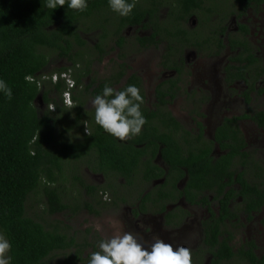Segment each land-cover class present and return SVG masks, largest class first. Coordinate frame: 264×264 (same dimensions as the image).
Masks as SVG:
<instances>
[{
	"label": "flooded vegetation",
	"instance_id": "af4514ba",
	"mask_svg": "<svg viewBox=\"0 0 264 264\" xmlns=\"http://www.w3.org/2000/svg\"><path fill=\"white\" fill-rule=\"evenodd\" d=\"M136 6L152 8L154 15L144 18L140 25L126 27L121 32L125 39L122 46L111 34L116 31L113 26L116 19L113 21V16H109L107 26L110 25L112 31L104 45L100 35L95 37L91 47L94 55L92 67L99 62L102 54H105L104 59L116 56L110 59L112 71L108 77L124 74L118 83L113 81L112 87L119 91L128 86L130 77L137 76L144 99L141 112L151 115L153 119L150 123L153 122L163 134L172 136L187 154L206 153L217 170L228 167L216 164L231 151L246 153V158L239 152L232 159L228 169L234 175L232 179L223 177L221 196L220 176L215 174V169L211 176L201 179L202 183H195L186 170L185 176H168V166L160 153L153 156L154 145L149 143L139 145L145 150L131 180L95 172L89 164H85L86 172L94 181L99 180V184L83 187L94 206L100 209L99 213L91 212L92 216L101 215L103 210L116 213L122 222V231L133 234L145 248L150 249L157 238L171 244L174 249L181 246L189 248L192 264H224L225 260H220V241L229 238V245L235 252L253 249L263 260L264 0H136ZM129 30H135L136 37L129 39ZM255 30H258L256 37ZM97 32L101 33V30ZM98 46L104 49L103 53ZM156 53L158 60L151 62L148 56ZM224 53L228 55L226 61ZM133 54L146 55L142 62L148 60V71L155 68V76H151L157 79L155 85L147 86L145 74L131 69L132 63L129 64L128 60ZM199 55L214 61L220 58V61L213 65H190L188 57ZM112 64L114 67L111 68ZM82 68L83 65L77 66L78 70ZM138 68L142 69L141 65ZM131 70L135 73H130ZM204 72L209 80H198L195 84L192 78H197V75L202 77ZM70 76L73 78L72 71ZM84 81L86 85L92 82L90 77ZM189 83L192 85L189 86ZM98 84L97 81L94 83L90 93ZM83 91L84 88L76 87L75 83L71 90L72 106L69 108L78 107L73 95L81 99ZM183 93L186 94L185 115L178 112L182 108L176 105ZM94 98L85 96L83 109L95 112L90 104ZM34 104L41 114L47 109L52 111L51 107L55 109L54 104L48 106L43 103L41 96ZM90 124L85 123L87 135L93 131ZM88 159L85 157L79 161L87 160L88 163ZM159 170L164 171V176L156 177ZM244 170L246 175L240 177ZM148 173L150 176L147 179ZM64 179L62 176V181ZM243 183L249 184L251 190ZM88 187L96 188L95 194L91 195ZM130 202L132 207L127 205ZM46 211L50 213L52 208L48 207ZM224 215L230 217L225 220L227 231L223 225L220 228ZM60 231L75 244L87 246L83 256L87 264L91 253L99 250V242L110 237L106 231L97 232L93 228L87 231L86 237L77 241L79 231L71 227L61 228ZM213 252L218 256L215 257ZM61 253L64 251L55 252ZM230 261L250 263L247 256Z\"/></svg>",
	"mask_w": 264,
	"mask_h": 264
},
{
	"label": "trees",
	"instance_id": "16d2710c",
	"mask_svg": "<svg viewBox=\"0 0 264 264\" xmlns=\"http://www.w3.org/2000/svg\"><path fill=\"white\" fill-rule=\"evenodd\" d=\"M87 3V9L81 12L69 8L67 2L64 7L48 9L45 7L47 0H0V80H4L13 93L11 100L0 93V233L11 245L8 253L10 264H46L51 255L58 251H64V264H87L83 258L86 245L75 244L74 240L61 233L58 225L51 224L48 228L45 223L28 217L26 212L29 197L37 193L47 198L49 208H52L51 214L68 209L65 194L62 195L57 184L64 166L72 162L87 157L88 164L95 172L115 174L131 180L145 150L139 145L149 143L154 145L153 156L160 153L168 166V176H185L186 170L195 183H202L201 179L211 176L215 169V174L220 176V196L223 177L232 179L234 175L228 167L240 151H231L223 157L216 165L225 164L228 167L217 170L206 153L187 154L172 136L158 130L153 122L150 123L153 119L151 115L142 112L147 123L141 133L120 141L95 123V112L83 109L85 96L102 94L105 85L112 87L113 81L118 83L124 73L93 79L88 85L84 83L86 78L91 79L94 55L82 38L85 34L82 27L100 29L99 38L104 45L110 35L107 24L111 14L113 21L116 19L113 25L116 31L111 34L122 46L125 39L121 32L126 27L140 25L144 18L154 15V9L135 5L128 17H122L110 8L108 0H87ZM102 13L107 14L104 24L93 25L91 21H94L95 15ZM98 48L104 52L103 48ZM51 52L58 60L65 61L67 67L49 74L48 70L54 63L50 59ZM104 55L99 57V62ZM78 65H83V68L78 70ZM71 71L76 87L84 88L81 99L73 95V100L78 104L76 109L68 108L62 102L65 81L53 83L43 80L47 75L52 77ZM25 77H31V80ZM96 81L99 84L90 93ZM140 84L137 76L129 78L128 85L139 88ZM38 96L48 106L54 104L56 110L51 112L47 109L41 114L34 104ZM86 122L93 127L90 135L85 134ZM161 145L163 147L159 150ZM241 155L246 158V153ZM243 165L246 167L245 163ZM159 172L156 177L164 176L163 170ZM246 173L244 170L240 177ZM148 176L150 173L145 178L148 179ZM243 186L251 190L249 184ZM95 189L88 187L87 190L93 195ZM256 190L259 192L258 188ZM227 218L230 217L224 215L223 223H220V228L223 225L226 231ZM230 240L220 241V260H225L224 264H238L230 260L244 256L249 257L250 263L247 264H264V259L260 260L253 249L235 252L229 245ZM214 255L218 256L216 253Z\"/></svg>",
	"mask_w": 264,
	"mask_h": 264
},
{
	"label": "clouds",
	"instance_id": "9594fccd",
	"mask_svg": "<svg viewBox=\"0 0 264 264\" xmlns=\"http://www.w3.org/2000/svg\"><path fill=\"white\" fill-rule=\"evenodd\" d=\"M66 2L69 8L81 12L88 7L87 0H47L45 7L56 9L64 7ZM108 2L110 8L122 17H128L136 5V0H132L131 3L129 0ZM51 78L50 76L53 82ZM25 79L31 80V77ZM66 88L65 86L64 90ZM0 93L7 99H12V89L4 80H0ZM61 99L63 102V94ZM91 103L95 109V123L120 141L139 135L147 123L141 112L144 99L140 89L135 85H128L119 91L105 85L102 94L96 95ZM51 110L54 111V107H51ZM105 223L112 230V235L99 242V250L91 253L89 264H192V253L189 248L181 246L174 249L171 244L158 238L150 249L145 248L133 234L122 231L123 225L120 220L109 218ZM94 228L97 232L105 230L104 225L99 222ZM10 249L9 241L0 234V264H10L11 257L8 256Z\"/></svg>",
	"mask_w": 264,
	"mask_h": 264
},
{
	"label": "rangeland",
	"instance_id": "374dc122",
	"mask_svg": "<svg viewBox=\"0 0 264 264\" xmlns=\"http://www.w3.org/2000/svg\"><path fill=\"white\" fill-rule=\"evenodd\" d=\"M108 14V11H107ZM106 13L103 15L99 14V15H95L94 21H91V23L93 25H101L104 24V21L106 20V18L104 16L107 15ZM111 16V14H110ZM111 18V17H109ZM258 26V25H257ZM82 27V26H81ZM108 30H111V26H107ZM257 29V28H256ZM84 31V35H82V38L87 42V47L89 49H91L92 45H93V41L95 40L96 36H99L101 33L97 32L99 29H93L90 28L88 26L86 27H82V29ZM258 30L254 32L255 37L256 35H258ZM136 31L129 30V39L136 37ZM131 42V40L129 41ZM158 53H156V55H149L148 58L151 59V62H153L154 60H158L159 56L157 55ZM50 59L51 61H53V65L50 66L48 73H52L55 70L61 68V67H67V63L63 60H58V57L53 54L51 52L50 54ZM227 54L224 53L223 54V58L226 61L227 58ZM116 56H112V57H107L105 59L104 56L102 58V61L96 63L94 65V68L92 67V74H91V81L94 79H103L104 77H108L110 72L112 71L110 69V59H114ZM146 55L140 54H133L129 57V64L130 62L132 63V68L133 70H139L142 72V74H145V81L147 82V86L149 85H155L157 82V79H153L152 77L155 76V68H151L150 71H148L149 68H147V63L148 60L143 61L142 59L145 58ZM189 61H190V65H192V63L196 64H200V63H204V64H208V65H213V64H217L220 61V58L217 61H214L212 59H207L204 56H197L196 58H194L193 56L188 57ZM133 59V61H132ZM142 69H139L138 67H140ZM114 67L113 64L111 65V68ZM135 67V68H134ZM191 70V69H190ZM66 73V72H64ZM69 73V72H67ZM130 73H135L134 71L131 70ZM71 74V73H69ZM152 76V77H151ZM47 77H50V75H47ZM149 78H151L152 80H150ZM196 84V82L198 80H204V81H208L209 77L205 74V72L203 73L202 77H199L197 75V78L194 76L192 78ZM189 80L187 82H185V84H188ZM85 83V81H84ZM192 83H189V86H191ZM188 86V85H187ZM185 91L188 92V88H185ZM184 96H186L185 93L182 94V97L179 98L178 103L176 104L178 108H182V111L180 109H178V112H181L183 115H185V112H183L184 110V105H185V99ZM92 100L90 101L91 104V108H93L92 106ZM53 112V111H51ZM87 160H85V162L83 161H78V162H72L70 165L68 166H64L63 169V177H65V179L62 181V176H60L61 179V183L57 184V187L60 188V190H62V194H65L64 198L68 203V209L62 213H59L58 215H53L48 213L46 210L49 207L48 203H47V198L44 197V195L42 193H37V194H32L27 202L26 205V212H27V216L31 217L39 222H41L42 224L45 223V225L48 226V228H50L49 225H58L61 228L64 227H71L72 229H75L77 231L80 232L79 237L77 238V241H79V239H81L82 237H86L87 235V231H91V229L94 228V225L99 222L101 224L104 225V231H106L107 234H109L111 236V234L109 232L112 233V230L108 228V225L105 223L107 219L112 218V219H118L120 220L119 216L116 213H111V212H107V211H102V214L97 216V217H93L91 212H96L99 213V210L97 207L94 206V204L92 203V198H90L87 194V192L84 190L83 187L85 186H93L94 183L99 184V180L98 181H94V179L92 178L91 174L86 172V165ZM92 168V167H91ZM98 182V183H97ZM44 184L46 183L45 181L43 182ZM83 185V186H82ZM105 185V184H104ZM103 185V186H104ZM97 186H101V185H97ZM128 192H126L127 194ZM129 207H132V203L130 202L129 204H127ZM78 207V208H77ZM90 207H92V210H90ZM106 209H108V207L106 206ZM70 233V232H69ZM68 235L70 236L71 234ZM1 234V233H0ZM264 250V248H263ZM63 259H64V253L61 254H54L51 255V257L47 260L46 264H64L63 263Z\"/></svg>",
	"mask_w": 264,
	"mask_h": 264
},
{
	"label": "built area",
	"instance_id": "2783aa9c",
	"mask_svg": "<svg viewBox=\"0 0 264 264\" xmlns=\"http://www.w3.org/2000/svg\"><path fill=\"white\" fill-rule=\"evenodd\" d=\"M53 83H57L59 80L65 81L66 90L63 93V103L65 106H72L71 90L74 88L75 82L69 73L55 74L51 78ZM43 80H50V77H43Z\"/></svg>",
	"mask_w": 264,
	"mask_h": 264
}]
</instances>
